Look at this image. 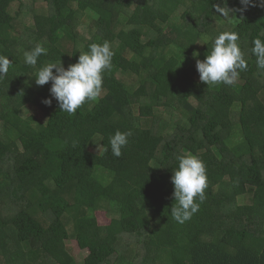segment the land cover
Masks as SVG:
<instances>
[{
    "label": "trees",
    "instance_id": "obj_1",
    "mask_svg": "<svg viewBox=\"0 0 264 264\" xmlns=\"http://www.w3.org/2000/svg\"><path fill=\"white\" fill-rule=\"evenodd\" d=\"M252 4L0 0V55L12 61L0 79V264H79L61 248L70 240L90 251L85 264H264V70L251 52L264 0ZM223 31L239 33L248 68L232 86H207L193 53L204 60ZM104 40L115 54L102 95L61 112L36 73L60 60L67 69ZM38 42L47 55L29 66ZM35 106L44 119L24 117ZM116 131L132 133L120 157ZM184 153L203 159L209 184L180 224L171 177Z\"/></svg>",
    "mask_w": 264,
    "mask_h": 264
},
{
    "label": "clouds",
    "instance_id": "obj_2",
    "mask_svg": "<svg viewBox=\"0 0 264 264\" xmlns=\"http://www.w3.org/2000/svg\"><path fill=\"white\" fill-rule=\"evenodd\" d=\"M241 3L248 6L252 4V0H241ZM214 7L225 19L234 15V10L227 6L216 4ZM245 10L246 7L239 9L241 12ZM261 36H264V33H261ZM239 39L238 32L223 31L214 38L211 50L204 60L198 59V52L193 53L197 58L196 68L201 82L207 86H232L236 83L239 72L248 68L246 54L240 47ZM252 43L251 52L256 57V66L259 70H264V40L257 37ZM47 51L43 43H36L31 51L24 52L25 64L36 66L38 59L47 55ZM114 54L110 41L91 43L87 51L80 53L77 63L69 65L67 69L61 60L41 66L35 75L36 84L43 86L51 82L50 96L58 102L61 112L75 115L85 103L95 101L102 95L104 77L112 68ZM11 65L12 61L8 56L0 55V79L8 74ZM43 103L51 106L52 99H46ZM131 135V131H116L110 137L109 144L115 157L123 154L122 149L128 145V137ZM176 159L178 167L173 170L171 177L175 201L171 208V217L177 223L184 224L199 211L205 201L209 181L206 164L199 155L184 153Z\"/></svg>",
    "mask_w": 264,
    "mask_h": 264
},
{
    "label": "rangeland",
    "instance_id": "obj_3",
    "mask_svg": "<svg viewBox=\"0 0 264 264\" xmlns=\"http://www.w3.org/2000/svg\"><path fill=\"white\" fill-rule=\"evenodd\" d=\"M43 7V5H41ZM66 48L70 51L73 50V44H66ZM238 79V78H237ZM24 117H31V116H37L40 119H44L46 114L41 107L35 106L31 109H25L23 113ZM243 203L250 204V196L246 197L245 199H242ZM99 223L101 225H107L109 224L110 220L106 216L104 212H99L97 214ZM62 249L68 250L76 259L79 264H85L87 258L90 256L89 250H84L80 247L79 243L76 240H70L68 242H63L61 245Z\"/></svg>",
    "mask_w": 264,
    "mask_h": 264
}]
</instances>
